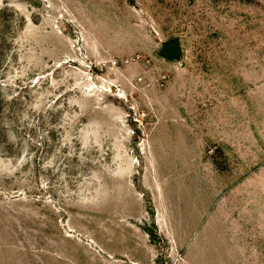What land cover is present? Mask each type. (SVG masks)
<instances>
[{
  "label": "rangeland",
  "instance_id": "obj_1",
  "mask_svg": "<svg viewBox=\"0 0 264 264\" xmlns=\"http://www.w3.org/2000/svg\"><path fill=\"white\" fill-rule=\"evenodd\" d=\"M187 236L264 264V0H0V264Z\"/></svg>",
  "mask_w": 264,
  "mask_h": 264
},
{
  "label": "crops",
  "instance_id": "obj_2",
  "mask_svg": "<svg viewBox=\"0 0 264 264\" xmlns=\"http://www.w3.org/2000/svg\"><path fill=\"white\" fill-rule=\"evenodd\" d=\"M165 229V225L163 224ZM183 247L185 249L184 260L180 264H200L199 261L202 259L195 246V241L189 242V236L183 241H176V249Z\"/></svg>",
  "mask_w": 264,
  "mask_h": 264
},
{
  "label": "water",
  "instance_id": "obj_3",
  "mask_svg": "<svg viewBox=\"0 0 264 264\" xmlns=\"http://www.w3.org/2000/svg\"><path fill=\"white\" fill-rule=\"evenodd\" d=\"M166 55L169 57L178 58L177 47L175 45L168 47L166 50Z\"/></svg>",
  "mask_w": 264,
  "mask_h": 264
}]
</instances>
